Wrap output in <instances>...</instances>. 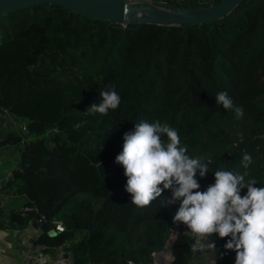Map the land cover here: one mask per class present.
<instances>
[{
	"label": "trees",
	"instance_id": "obj_1",
	"mask_svg": "<svg viewBox=\"0 0 264 264\" xmlns=\"http://www.w3.org/2000/svg\"><path fill=\"white\" fill-rule=\"evenodd\" d=\"M163 1L192 9L220 2ZM0 30V147L18 152L0 186V229L39 227V215L61 220L64 231L41 232L34 244L51 254L67 248L72 264H150L162 250L172 252L171 264L202 252L212 264H235L228 238L196 245L173 222L178 203L131 204L116 157L135 123L159 120L208 165L201 190L217 170L247 172L264 187V0H242L212 24L172 26L118 24L44 2L1 17ZM109 84L119 108L93 113ZM221 91L242 119L217 105Z\"/></svg>",
	"mask_w": 264,
	"mask_h": 264
},
{
	"label": "clouds",
	"instance_id": "obj_2",
	"mask_svg": "<svg viewBox=\"0 0 264 264\" xmlns=\"http://www.w3.org/2000/svg\"><path fill=\"white\" fill-rule=\"evenodd\" d=\"M100 96L101 102L89 108L93 113L107 116L119 108L121 96L112 84ZM215 99L237 119L244 117L227 92H218ZM123 141L116 163L124 168L131 204L144 209L158 199L162 207L178 203L174 223L186 225L198 240L209 241L214 235L228 238L223 247L235 252V264H264V187H256L255 179L246 180L247 172L217 170L215 182L201 190L199 181L207 177L208 165L189 155L179 132L159 120L135 123ZM243 161L245 169L253 162L247 153ZM244 189L247 192L242 195ZM166 190L170 197L163 196ZM207 246L216 248L215 243Z\"/></svg>",
	"mask_w": 264,
	"mask_h": 264
},
{
	"label": "water",
	"instance_id": "obj_3",
	"mask_svg": "<svg viewBox=\"0 0 264 264\" xmlns=\"http://www.w3.org/2000/svg\"><path fill=\"white\" fill-rule=\"evenodd\" d=\"M241 1L220 0L210 7L192 9L162 0L150 3L144 1L130 2L129 0H0V18L23 7L48 2L58 4L90 18L110 20L118 24L208 25L226 16ZM39 228L42 232L49 234L56 232L46 221H42Z\"/></svg>",
	"mask_w": 264,
	"mask_h": 264
},
{
	"label": "crops",
	"instance_id": "obj_4",
	"mask_svg": "<svg viewBox=\"0 0 264 264\" xmlns=\"http://www.w3.org/2000/svg\"><path fill=\"white\" fill-rule=\"evenodd\" d=\"M11 147H0V186L17 164V161H14L10 169H6L9 163L5 156ZM41 232L39 227L33 225H28L23 230L0 229V264H29L41 253L40 246L34 244V240Z\"/></svg>",
	"mask_w": 264,
	"mask_h": 264
},
{
	"label": "built area",
	"instance_id": "obj_5",
	"mask_svg": "<svg viewBox=\"0 0 264 264\" xmlns=\"http://www.w3.org/2000/svg\"><path fill=\"white\" fill-rule=\"evenodd\" d=\"M130 2L136 1H144L146 3H150L156 0H129ZM39 221H45L43 215H39ZM51 228L56 232H62L65 230V225L61 220H57L55 218L52 219L51 223H49ZM41 253L35 259H33L29 264H72L71 254L70 252L62 251V247H58L56 249L55 254L51 253H43L44 246H40L39 248ZM173 255L170 250H162L153 253V260L150 264H170ZM136 264L133 261H129V264Z\"/></svg>",
	"mask_w": 264,
	"mask_h": 264
},
{
	"label": "rangeland",
	"instance_id": "obj_6",
	"mask_svg": "<svg viewBox=\"0 0 264 264\" xmlns=\"http://www.w3.org/2000/svg\"><path fill=\"white\" fill-rule=\"evenodd\" d=\"M163 1V0H162ZM0 36H1V30H0ZM7 155L5 156V160L8 161L9 165H7L6 169H10V165H12L14 163V161L18 160V152L17 149L15 148H10L8 153H6ZM3 162V160H2ZM59 218V216H58ZM183 230L186 232H190V230L187 228L186 225L183 226ZM195 244H200V246H202L201 243H199V240L196 238V242ZM202 248V247H201ZM62 251L64 252H70L67 248L65 249L64 247H62ZM203 256V257H201ZM213 255L211 252H205V253H201L199 255V257H194L191 261V264H212L213 262Z\"/></svg>",
	"mask_w": 264,
	"mask_h": 264
}]
</instances>
